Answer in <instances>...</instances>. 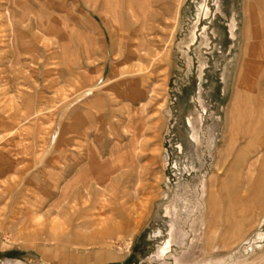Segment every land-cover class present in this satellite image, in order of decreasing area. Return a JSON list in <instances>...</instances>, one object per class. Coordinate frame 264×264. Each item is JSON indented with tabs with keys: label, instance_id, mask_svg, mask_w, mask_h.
<instances>
[{
	"label": "rangeland",
	"instance_id": "374dc122",
	"mask_svg": "<svg viewBox=\"0 0 264 264\" xmlns=\"http://www.w3.org/2000/svg\"><path fill=\"white\" fill-rule=\"evenodd\" d=\"M127 1L0 0V264H264V188H237L248 123L231 105L241 69L264 75L263 46L247 60L264 0H133L156 16L141 62L110 52Z\"/></svg>",
	"mask_w": 264,
	"mask_h": 264
},
{
	"label": "bare ground",
	"instance_id": "6f19581e",
	"mask_svg": "<svg viewBox=\"0 0 264 264\" xmlns=\"http://www.w3.org/2000/svg\"><path fill=\"white\" fill-rule=\"evenodd\" d=\"M145 1H146V5L148 7H156V4L159 2L158 0H145ZM255 1H257L259 5L262 4V0H255ZM100 3L101 2L94 3L95 5L92 6L94 11L96 10L97 6L101 5ZM127 3H128V1H127ZM135 3H137V2H135ZM122 4H123V6H125L124 3H122ZM133 4H134L133 0H130V3L127 4V9H128L127 13H129V18H128L127 25H125L126 28H125V30H120V32L117 30V32H119V34L122 36V38L120 39V42L118 41L119 42L118 45H116V44H115L116 46L112 45L110 52H113V53L117 52V54L120 56V59H123L124 61H127V60L130 61L133 59V60H137V61L141 62V61H144V57L150 58L151 56H153V53L155 52L153 50V47H154L153 43L154 42H151V40L148 39V38H151L152 35L154 34L155 28L152 25H149L148 23L149 22L151 23L155 19L156 16L154 15V13L149 14L150 16H148V20H147L149 22L148 23L147 22L141 23L139 20L140 18L135 13V7ZM107 5H104V6H107ZM101 10L102 9H100V11ZM254 17L255 16L252 14V20L255 21L257 18L255 19ZM142 20H144V19H142ZM103 24L105 25V27L108 28L107 22L104 19H103ZM109 34L111 36L113 35L111 31H109ZM149 42H150V44H148ZM250 46H251V53L250 54L248 53L249 58H247V60L248 59L250 60L252 58L255 59L256 56L254 54L258 50L257 47L258 46L264 47V41L260 42V43H253ZM131 47H135V49L129 50V48H131ZM259 52H260V50L258 51V53ZM259 54H261V52ZM259 54H257V55H259ZM155 56L158 58L157 54ZM133 60H132V62H133ZM156 60L157 59H155V61ZM259 60H260V58H259ZM259 64H261V63L259 62ZM244 65L246 66L247 64L245 63ZM132 66H131V68H132ZM137 67H139L138 72L140 73L142 68H143L141 63ZM257 68H258V66H257ZM260 69H262V68H260ZM128 70H130V69H128ZM130 71H132V70H130ZM147 72H149V71L147 70ZM149 75H151V77H152L154 75V73L149 72ZM257 80L260 81L261 85H262V81L264 82V75L263 76L259 75L258 69H256V68L252 69V66H251V68L248 70L247 73H245V71L243 69H241L239 77H238L236 91H235L236 93L234 92L235 96H234V99H233L232 104H231L232 108H233V112L235 110L239 111V112H237L238 116H239V114H241V112H243V114L245 115V119H246L245 121H247V123H248L247 131L242 134L243 135L242 138H243V140L247 141V145L244 148H242L240 151L242 153L243 158L241 160L242 163H240V165H241L240 166V172H239V176H238L236 185H237L238 190L239 189L241 190L240 191L241 193L247 192L249 194L258 190L257 188L259 185H260V187L263 186V188H264V157L263 156L260 157V152L264 151V94H261V92H260L261 87L259 88V85L256 84ZM144 82H146V80L142 79V78L138 79V80H132L131 81V84H132L131 85V91H132L133 98L135 97L137 99H142V100L146 98V96H145L146 91L141 87H140L141 90L138 89L139 84L141 83V85H142V84H144ZM119 85H125V84L120 83ZM127 99H129V97ZM135 101H136V99H135ZM234 108H237V109L234 110ZM233 112L230 111L229 115L227 114L228 115V124H229L228 130H234ZM244 115H243V117H244ZM236 119L238 120V118H236ZM237 128L239 130L240 126L238 125ZM255 151L257 152V155L259 157H257V159L255 161L249 162L246 159V156H249V153H251V152L255 153ZM256 164H259V167L262 169L261 171L263 173L261 172L259 174L260 177L256 178L254 180V182L252 183L251 181L253 179L250 180V178L248 177V173H250V172L252 173L255 170ZM245 167L247 168V172L243 173V170H245ZM259 167L257 166V169ZM236 168H238V167H236ZM104 173H106V172H104ZM90 174H94V171H92L90 173H85L84 178L82 177V179H86V178L88 179ZM257 174H258V171H257ZM256 175H254V176H256ZM252 176H253V174H252ZM83 190H84V188H83ZM91 192L92 191L88 192L89 194L86 196V201H84V204H86V206L89 205L90 207H91V204H93L92 199H91L93 192L92 193ZM260 197H262L264 199V190L261 191V193H260V191L258 192V195L254 198L255 201H257V199H260Z\"/></svg>",
	"mask_w": 264,
	"mask_h": 264
}]
</instances>
